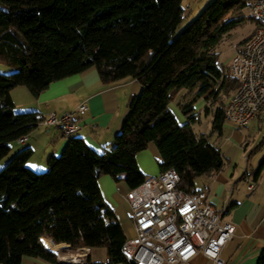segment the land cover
<instances>
[{
  "label": "trees",
  "instance_id": "1",
  "mask_svg": "<svg viewBox=\"0 0 264 264\" xmlns=\"http://www.w3.org/2000/svg\"><path fill=\"white\" fill-rule=\"evenodd\" d=\"M183 1L0 0V63L9 69L0 71V162L12 143L44 120L37 112L16 111L14 89L24 86L37 98L52 83L92 68L106 86L126 79L142 85L112 150L99 153L73 138L49 160L47 172L28 166L32 148L1 168L0 264H22L26 257L62 264L43 237L72 249L105 248L108 264H135L124 252L128 239L100 179L108 175L130 189L141 186L148 177L137 156L152 143L161 172L176 169L184 192H198V178L222 170L225 158L211 137L223 136L226 108L239 82L229 67L220 66L217 47L245 22L252 0H213L175 37ZM184 90L190 97L179 100L187 118L181 124L170 105ZM202 98L209 103L207 114L217 107L208 135L194 129L195 103ZM263 171L264 163L255 177ZM257 264H264V249Z\"/></svg>",
  "mask_w": 264,
  "mask_h": 264
},
{
  "label": "crops",
  "instance_id": "2",
  "mask_svg": "<svg viewBox=\"0 0 264 264\" xmlns=\"http://www.w3.org/2000/svg\"><path fill=\"white\" fill-rule=\"evenodd\" d=\"M23 88L26 87L21 86L12 91L16 111L37 112L46 119L52 115L61 117L65 113L75 112V120L79 124V129L75 133L65 137L57 127L41 122L24 139V142H14L15 150H22L24 147L32 148L36 154L42 153L41 160L35 155L28 163L36 172L48 169L49 160L52 157H59L73 138L83 139L90 148L99 153L112 150L115 138L129 115L131 101L142 91V85L134 79H126L115 85L106 86L101 82L95 68L52 83L37 98L28 88ZM17 90H20V95L26 99L23 105L17 104L14 98V92ZM188 94L189 91L184 90L178 102L181 97L189 96ZM82 105L89 107L86 113L80 112L79 108ZM207 105L209 103L204 100V104L200 107H204L201 109H205L206 112ZM216 108L212 107L209 114L207 112L206 114L214 119ZM234 129V136L238 141L235 142L236 146L238 145L236 153H226L225 143L223 146L215 144L224 155L225 165L217 173L198 178L196 189L206 192L208 203L217 211H224L225 220L236 227L234 238L223 253L226 264H257L264 249V171L258 178L255 177V173L264 163V111L248 127H234ZM242 129L245 130V134L238 133ZM227 141H230L229 138ZM137 160L140 169L147 177L162 173L159 166L160 153L154 143L150 144L147 150L139 153ZM199 179L201 183L197 186ZM100 187L106 202L112 207L122 225L127 239H132L136 234L135 225L131 205L126 198L131 190L130 187L124 180L116 181L108 175L100 179ZM42 242L52 253L48 246H68L55 245L48 237H43ZM91 251L88 264H108L109 257L105 248ZM22 264L50 263L26 257ZM185 264L215 263L203 255H198Z\"/></svg>",
  "mask_w": 264,
  "mask_h": 264
},
{
  "label": "built area",
  "instance_id": "3",
  "mask_svg": "<svg viewBox=\"0 0 264 264\" xmlns=\"http://www.w3.org/2000/svg\"><path fill=\"white\" fill-rule=\"evenodd\" d=\"M248 9L257 30L228 66L239 88L226 108V121L236 128L248 127L264 111V0H252ZM79 110L86 113L89 107L82 105ZM43 119L65 137L79 129L75 112ZM180 183L179 172L168 169L129 191L126 198L136 234L127 240L125 254L135 264H185L198 255L226 264L223 253L234 238L235 225L225 220L224 211L208 203L206 192H184ZM91 253V248L72 249L68 245L55 255L62 264H88Z\"/></svg>",
  "mask_w": 264,
  "mask_h": 264
},
{
  "label": "rangeland",
  "instance_id": "4",
  "mask_svg": "<svg viewBox=\"0 0 264 264\" xmlns=\"http://www.w3.org/2000/svg\"><path fill=\"white\" fill-rule=\"evenodd\" d=\"M213 0H184L183 1V8L185 9L184 19L182 23L180 24L177 33L175 37H177L181 32H183L194 20H196L199 15L202 13V11L210 4ZM245 22H243L241 25H239L236 29L231 31L228 35H226L219 46L217 47V52L220 56V66L226 69L232 58L238 53L239 49L242 48V46L245 44L246 40H248L257 30V22L251 18H249L250 11L249 9H246L245 12ZM9 69L6 65L0 63V71L7 72ZM27 89V88H23ZM20 90H17L14 92V98L16 99L17 104L23 105L26 101L25 97L20 95ZM204 104V100L199 99L195 103L196 113L200 115V120H198L197 124H195V131L197 134H210L212 131L213 126V117L206 114L205 109L200 107ZM202 108V109H201ZM170 110L175 114L178 121L181 124H184L187 121V118L183 114L178 99L176 101H173L170 105ZM19 112V111H17ZM240 131V132H239ZM238 133L245 134V130H239ZM235 129L233 125H231L229 122H226L224 125V135L223 137L219 136L218 134H214L211 139L214 144H217L218 146H223L224 144V151L226 153H236L237 147L236 143H238L237 138L234 136ZM227 138H229L230 141H227ZM16 143V142H15ZM12 145V151L10 155L5 158L3 161L0 162V170L1 168L9 161V159L15 155L17 152H19L20 149L15 150L14 145ZM24 149V147H23ZM240 149V147H239ZM14 150V151H13ZM42 153H34L37 155V159L41 158ZM33 158V157H32ZM31 158V160H32ZM34 158V159H36ZM41 160V159H40ZM29 163V162H28ZM29 166V165H28ZM35 171V170H34ZM48 169H45V171H37V172H47ZM201 180L199 179L197 181V186ZM100 249V248H98Z\"/></svg>",
  "mask_w": 264,
  "mask_h": 264
},
{
  "label": "bare ground",
  "instance_id": "5",
  "mask_svg": "<svg viewBox=\"0 0 264 264\" xmlns=\"http://www.w3.org/2000/svg\"><path fill=\"white\" fill-rule=\"evenodd\" d=\"M48 247H49L50 250H52L55 253H57L58 252V249L60 248L58 246H48Z\"/></svg>",
  "mask_w": 264,
  "mask_h": 264
},
{
  "label": "water",
  "instance_id": "6",
  "mask_svg": "<svg viewBox=\"0 0 264 264\" xmlns=\"http://www.w3.org/2000/svg\"><path fill=\"white\" fill-rule=\"evenodd\" d=\"M53 253H55V252H53Z\"/></svg>",
  "mask_w": 264,
  "mask_h": 264
}]
</instances>
